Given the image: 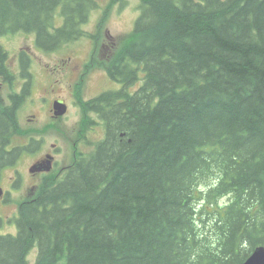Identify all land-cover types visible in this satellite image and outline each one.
Masks as SVG:
<instances>
[{
  "label": "trees",
  "instance_id": "obj_1",
  "mask_svg": "<svg viewBox=\"0 0 264 264\" xmlns=\"http://www.w3.org/2000/svg\"><path fill=\"white\" fill-rule=\"evenodd\" d=\"M86 1L0 0V36L32 30L56 51L84 35ZM58 8L64 24L50 37ZM140 10L89 64L122 86L83 104L105 138L20 205L0 264H31L32 250L34 264H244L264 246V0H144ZM0 126L4 144L26 133L17 110ZM16 150H0L1 168Z\"/></svg>",
  "mask_w": 264,
  "mask_h": 264
},
{
  "label": "rangeland",
  "instance_id": "obj_2",
  "mask_svg": "<svg viewBox=\"0 0 264 264\" xmlns=\"http://www.w3.org/2000/svg\"><path fill=\"white\" fill-rule=\"evenodd\" d=\"M87 0V15L88 25H85V30L96 32L95 18L99 19L98 27L107 26L104 34L101 32L98 37H94L93 41L86 42L89 39L83 37L78 42L72 43L65 47L63 50L57 52H46L45 55H41L44 61L56 64L58 57L63 58V62L67 64V69L63 76L57 74L53 78H48L44 73L39 72L34 83V98L47 97L48 100L43 103L44 105H37L33 103L31 95L25 98L21 107L19 108L18 119L21 127L29 132L28 136L24 140H16L23 145H27L30 141V137L39 140L42 143L36 147L35 153H25L22 158L16 159V165L11 167H5L0 169V186L6 188L8 197L6 201H0V215L5 219L6 226H3L0 234L7 235L9 233L16 234L15 220L18 217V205L23 204L26 198L30 195L31 189L39 184L44 177L32 176L28 169L34 165L37 161H33L42 153L49 150L52 144H57L62 148L60 154L57 156V163L59 164L57 169L61 165L69 163V165L62 171L53 172V182H59L62 180L69 167H71L76 161L81 158L89 157L95 150L97 144L101 142L105 137L106 124L99 119L96 113L91 110L90 104L88 106L83 105L95 100L97 96L104 92H114L120 89V85L110 81L105 72L97 70H104L96 61H93L90 67H96L93 70H89L88 74H84V67L90 56L94 52V48L101 44H110V40L106 38L108 33L112 39L117 36H122L130 33L134 27V23L140 14V5L144 0ZM99 3V6L98 4ZM112 5V6H111ZM106 6H111L105 9ZM98 8L100 10L98 11ZM53 9V8H52ZM105 9V10H104ZM71 10L67 11L68 14ZM97 12V13H96ZM58 14V12H57ZM56 14L55 26H60L62 23V17ZM88 31V32H89ZM18 33L8 35L0 39V44H4L7 39L15 40L18 37H23L25 34H34V31L23 32L18 30ZM95 35V34H93ZM68 45V44H67ZM101 55H107V48L104 47L101 51ZM33 70L31 66L30 71ZM80 71V74L78 72ZM95 72V73H94ZM141 76V73H139ZM82 78H85L84 86L78 96H76V82H81ZM26 81L25 89L28 90L31 86V82L24 76ZM24 83V82H23ZM53 83V88L50 84ZM139 84L130 89V93H133ZM79 98V100H78ZM54 100H61L68 104L69 110L65 112L67 114L62 119L43 122V119L48 117L49 110L52 109ZM43 107L42 112L39 108ZM102 112L105 111V107H100ZM31 115H35L36 122H32ZM61 122H64L65 129L58 133L61 126ZM53 125V126H52ZM4 142V141H3ZM15 142L3 143V149L11 152ZM38 144V143H37ZM39 148V149H38ZM26 151H33L25 149ZM28 154L29 156H25ZM25 156V157H24ZM71 159V161H70ZM228 200V196L222 199L223 202ZM14 223V224H13ZM37 257L36 250H32L29 253L28 259L31 264H34Z\"/></svg>",
  "mask_w": 264,
  "mask_h": 264
},
{
  "label": "flooded vegetation",
  "instance_id": "obj_3",
  "mask_svg": "<svg viewBox=\"0 0 264 264\" xmlns=\"http://www.w3.org/2000/svg\"><path fill=\"white\" fill-rule=\"evenodd\" d=\"M30 31L23 30V32L26 33ZM53 32L54 30L52 27L50 29V33L47 32L45 33L47 36L51 37L53 36ZM6 53L8 55H6ZM45 54L46 52L44 50V47L42 46V42L41 40H39V32L37 33L34 32V34H25V36L18 37L15 40H11L9 38L5 41L4 44H0V119L3 118L5 114H9L10 112L19 109L21 107L22 101L25 98L29 97L30 95L31 98L33 99V103H36L40 106L43 105V103H45L48 100L47 97L34 98L32 96L34 95L33 89H34L35 78L38 77L37 74L39 72L44 73L48 78H53L55 74L59 76H63L66 69V64L65 62L62 61V59L60 62L59 58L56 64H53L48 61H44L41 58V55H45ZM28 63L31 64L33 70L31 71V76H27V79L29 80V82H31V86L29 87L28 90H26L25 89L26 81L24 79V76L22 77V70ZM78 74H80V71L78 72ZM50 86L53 88V83H51ZM42 109L43 107H40L39 111L42 112ZM51 111L48 113V117L46 119H43L44 123L48 121L59 120L53 118V113H52L53 111L52 112ZM31 117L32 119L30 120L32 122L37 121L35 120V115H31ZM64 125L65 123L61 122L60 126H64ZM3 143H4L3 140L0 139V150L3 149ZM61 150H62L61 147H59V149L57 150H54V148L52 147L51 149L40 154L35 159V161L43 162L44 160L47 159L49 155H51L53 157H50V159H52L54 162L53 171H55L59 165L55 160H57V156L60 154ZM3 152L5 153L7 152V150L3 149ZM13 153L16 156L20 157L17 151H14ZM13 153L8 156L9 157L13 156ZM68 165L69 164L61 165L60 168L57 170L60 172L63 169H65ZM70 169L71 167L68 168L67 173L70 171ZM41 175L43 174H39V176ZM59 182H56V184ZM3 190L5 191V193L0 198V201H6L8 197L6 188H4ZM28 201L32 203L35 200L31 198ZM0 220L2 224L5 221V219L1 215H0Z\"/></svg>",
  "mask_w": 264,
  "mask_h": 264
},
{
  "label": "bare ground",
  "instance_id": "obj_4",
  "mask_svg": "<svg viewBox=\"0 0 264 264\" xmlns=\"http://www.w3.org/2000/svg\"><path fill=\"white\" fill-rule=\"evenodd\" d=\"M57 15H59V16H63V14H62V8H58V14ZM85 25H87V23L85 24ZM85 25H83V30L85 31ZM16 33H18V32H16ZM12 34H15V33H10V34H6V35H3V36H0V39L1 38H4V37H6V36H8V35H12ZM79 39H77V40H75V41H72V42H69L68 43V45H70V44H72V43H75V42H77ZM65 45H67V44H65ZM45 52H47V51H45ZM55 52H57V50L56 51H53V53H55ZM86 67H88V66H86ZM30 69H31V64H30V66H28V71H27V73L25 74L26 76H31V71H30ZM85 75L86 74H88L89 73V67H88V69L86 70V69H84V72H83ZM25 75H23V71H22V77L23 76H25ZM78 84H80V82H76V87L78 88ZM80 88H81V85L79 86ZM78 90H79V88H78ZM77 90V91H78ZM19 110L20 109H17V123H18V125H19V128L21 129V132H26L22 127H21V125H20V123H19V119H18V114H19ZM67 114H61L60 115V117L59 118H63V117H65ZM58 118V119H59ZM58 121V120H57ZM53 126V125H52ZM29 132H26L25 134H24V136H20V134H18V135H16V136H14L12 139H11V141H10V143H12V142H15L16 140H20L19 139V137L18 136H20L21 137V139L22 140H24L25 139V137L26 136H28L29 134H28ZM31 139H35V138H33L32 136L30 137V141H31ZM37 140V139H36ZM29 141V142H30ZM18 143H20V142H18ZM39 143H41L39 140H38V145H39ZM29 143H27V145H28ZM27 145H25V146H27ZM31 149H33V151L32 152H34V151H36V150H34V148H35V146L34 147H30ZM7 152H9V151H7ZM12 152V151H11ZM57 162V161H56ZM55 162V163H56ZM16 165V162L14 163L13 162V164L12 165H7V166H5V167H11V168H13L14 166ZM53 166H54V162H53V160L52 159H50V158H47L46 160H44L43 162H41V161H38V162H36L34 165H32V167H31V169L29 170V172H30V174H32L33 176H39V174H43V175H41L40 177H44L43 179H41V181L39 182V184L38 185H36L35 187H33L32 189H31V192L29 193L30 195L26 198V200H25V202H27L29 199H36V197H37V193H38V191H39V188H40V186H41V184L43 183V181L48 177V176H51V175H53ZM4 167V168H5ZM57 170V169H56ZM55 170V171H56ZM22 204V203H21ZM21 204H19L18 205V217H17V219L19 218V209H20V205ZM4 223H5V221H4ZM4 223H3V225H4ZM15 223H16V221H15ZM14 224V223H13ZM4 226H6V224L4 225ZM15 228H16V230H17V225L15 226ZM16 234H17V231H16ZM7 235H15V234H12V233H9V234H7ZM261 246V245H260ZM259 247V246H258ZM258 247H256V248H258ZM256 248L251 252V254L248 256V258L246 259V261L252 256V254L254 253V251L256 250ZM36 261V260H35ZM35 263V262H34ZM246 263V262H245ZM244 263V264H245Z\"/></svg>",
  "mask_w": 264,
  "mask_h": 264
},
{
  "label": "water",
  "instance_id": "obj_5",
  "mask_svg": "<svg viewBox=\"0 0 264 264\" xmlns=\"http://www.w3.org/2000/svg\"><path fill=\"white\" fill-rule=\"evenodd\" d=\"M54 108L57 110L58 115L64 114L66 112V106L62 103H55ZM2 195L3 190L0 189V197ZM245 264H264V246L261 245L256 248L252 256L246 261Z\"/></svg>",
  "mask_w": 264,
  "mask_h": 264
}]
</instances>
